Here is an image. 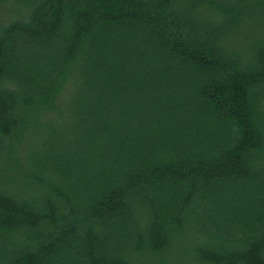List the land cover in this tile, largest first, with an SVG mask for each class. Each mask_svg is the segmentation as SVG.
Listing matches in <instances>:
<instances>
[{
	"label": "trees",
	"instance_id": "trees-1",
	"mask_svg": "<svg viewBox=\"0 0 264 264\" xmlns=\"http://www.w3.org/2000/svg\"><path fill=\"white\" fill-rule=\"evenodd\" d=\"M0 264H264V0H0Z\"/></svg>",
	"mask_w": 264,
	"mask_h": 264
},
{
	"label": "rangeland",
	"instance_id": "rangeland-1",
	"mask_svg": "<svg viewBox=\"0 0 264 264\" xmlns=\"http://www.w3.org/2000/svg\"><path fill=\"white\" fill-rule=\"evenodd\" d=\"M7 16H9V15L6 14V17L5 18H7Z\"/></svg>",
	"mask_w": 264,
	"mask_h": 264
}]
</instances>
